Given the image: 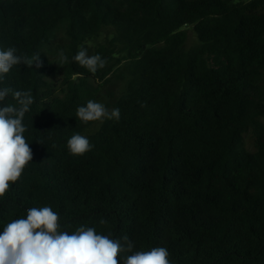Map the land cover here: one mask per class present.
Wrapping results in <instances>:
<instances>
[{
    "label": "trees",
    "instance_id": "16d2710c",
    "mask_svg": "<svg viewBox=\"0 0 264 264\" xmlns=\"http://www.w3.org/2000/svg\"><path fill=\"white\" fill-rule=\"evenodd\" d=\"M11 46L40 66L0 80L34 101L33 160L0 198V232L51 206L62 230L127 235L173 264H264V0H0ZM81 47L105 67L75 62ZM114 82L119 120L76 118ZM74 133L92 150L70 154Z\"/></svg>",
    "mask_w": 264,
    "mask_h": 264
},
{
    "label": "clouds",
    "instance_id": "9594fccd",
    "mask_svg": "<svg viewBox=\"0 0 264 264\" xmlns=\"http://www.w3.org/2000/svg\"><path fill=\"white\" fill-rule=\"evenodd\" d=\"M60 62L67 61L64 52L59 53ZM74 61L95 74L105 67L107 61L99 54L88 55L81 47ZM40 66V55L29 58L17 55L14 46L0 49V80L17 65ZM11 96L15 104H5ZM28 91L0 88V198L16 183L25 167L32 162L33 152L24 137L27 126L24 116L33 104ZM76 118L83 123L119 120L118 108L109 110L103 103L88 100L76 111ZM94 145L80 133H74L67 141L70 154L81 156ZM106 223L105 220L100 221ZM123 241V243L121 242ZM135 244L124 235L113 239L111 233L100 234L93 227L81 225L69 232L61 229L60 216L51 206L27 209L24 218L7 223L0 232V264H173L166 247L135 251Z\"/></svg>",
    "mask_w": 264,
    "mask_h": 264
},
{
    "label": "rangeland",
    "instance_id": "374dc122",
    "mask_svg": "<svg viewBox=\"0 0 264 264\" xmlns=\"http://www.w3.org/2000/svg\"><path fill=\"white\" fill-rule=\"evenodd\" d=\"M250 0H234V2H247ZM197 44V38L195 33L191 28L188 29V39L186 42V49L191 48L193 45ZM115 83V82H114ZM107 84L105 85L100 93L98 102L103 103L109 110L112 109L113 102L115 101L116 97L119 96V92L121 90L120 85L116 82L115 84Z\"/></svg>",
    "mask_w": 264,
    "mask_h": 264
}]
</instances>
